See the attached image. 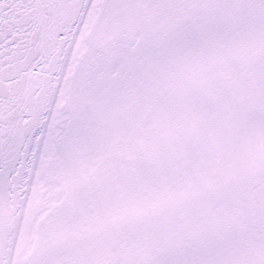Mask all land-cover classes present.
I'll return each mask as SVG.
<instances>
[{"label":"snow or ice","instance_id":"obj_1","mask_svg":"<svg viewBox=\"0 0 264 264\" xmlns=\"http://www.w3.org/2000/svg\"><path fill=\"white\" fill-rule=\"evenodd\" d=\"M0 264H264V0H0Z\"/></svg>","mask_w":264,"mask_h":264}]
</instances>
